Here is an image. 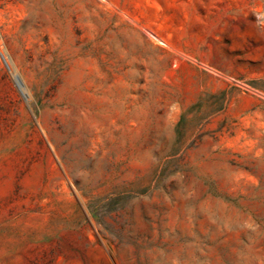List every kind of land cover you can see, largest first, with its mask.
Returning a JSON list of instances; mask_svg holds the SVG:
<instances>
[{"label":"rangeland","instance_id":"obj_1","mask_svg":"<svg viewBox=\"0 0 264 264\" xmlns=\"http://www.w3.org/2000/svg\"><path fill=\"white\" fill-rule=\"evenodd\" d=\"M0 264H264V0H0Z\"/></svg>","mask_w":264,"mask_h":264}]
</instances>
